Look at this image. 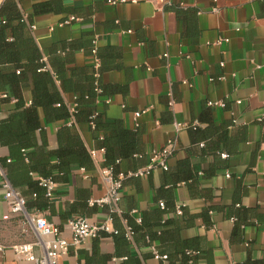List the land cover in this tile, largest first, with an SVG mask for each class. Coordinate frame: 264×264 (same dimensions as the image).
<instances>
[{
  "label": "crops",
  "instance_id": "obj_1",
  "mask_svg": "<svg viewBox=\"0 0 264 264\" xmlns=\"http://www.w3.org/2000/svg\"><path fill=\"white\" fill-rule=\"evenodd\" d=\"M58 1L66 12L39 14L30 29L43 57L54 43L86 44L91 37L96 39L100 83L107 95L99 99V110L126 130H137L142 157L136 161L141 165L148 163L153 151H171L166 174L155 169L147 177L123 182L118 217L132 214L136 219L154 210L157 190L167 189L166 182L176 177L179 162L184 161L192 168L193 178L178 184L172 196L175 206H183L195 221L179 236L202 239L209 256L207 261L201 255L194 264L263 263L264 0H128L114 6L108 0ZM33 3L22 0L18 8L27 16ZM69 17L77 21L58 26ZM218 39L226 42L214 45ZM68 60L71 67L93 62L82 50ZM22 94L25 104H30L31 88ZM64 100L73 106V96ZM208 101L224 106L208 107ZM12 108V101L3 104L0 119ZM41 123L47 145L54 149L62 123L46 124L42 118ZM176 124L187 126L176 129ZM190 125L198 131L189 129ZM77 131L88 152L99 150L87 124L77 126ZM202 138L204 147L198 145ZM7 157V149L0 145V166ZM91 160V170L73 167L65 182L56 183L50 210L35 214L67 241L68 220L82 217L102 223L109 219L108 205H90L104 197L109 187L101 174L103 153L97 152ZM3 194L0 188V242L6 246L34 243L30 227L9 212ZM206 211L207 227L201 219ZM233 214L246 219V224L238 227L230 218ZM120 223L124 225L125 220ZM51 238L45 236L42 241ZM150 250L122 247L105 237L70 248L58 264H118L116 255H142ZM33 252L42 253L40 247ZM0 264L31 263L6 251L0 253ZM144 264L164 263L149 258Z\"/></svg>",
  "mask_w": 264,
  "mask_h": 264
},
{
  "label": "trees",
  "instance_id": "obj_2",
  "mask_svg": "<svg viewBox=\"0 0 264 264\" xmlns=\"http://www.w3.org/2000/svg\"><path fill=\"white\" fill-rule=\"evenodd\" d=\"M20 1L4 0L0 5V19L3 21L0 23V111L3 104L13 102L7 117L0 119V145L8 151L0 168L25 200L26 213L34 216L50 210L53 201L46 196L41 180L62 183L73 167L86 171L92 169L90 154L77 131L81 124L90 127L94 147L103 150L102 168H110L113 177L118 173L136 172L145 165L136 161L142 157L137 130H126L120 121L108 120L98 108L99 99L107 95L100 83L101 63L99 48L93 44L94 38L91 37L86 44L80 41L54 43L43 57L30 32L33 18L43 13L66 11L58 0H32L31 13L24 16L18 8ZM79 50L92 59V65L69 66V55ZM92 50H95L94 54ZM94 59H97V68ZM28 87L31 88V99L26 105L22 92ZM68 95L74 97L72 107H68L64 100ZM41 118L46 124L62 123L56 133L57 146L54 149L47 145ZM189 129L198 131L193 126ZM200 144L205 146V138L198 140ZM178 167L176 177L166 182L167 189L157 190L154 210L143 212L136 219L132 214L119 218L118 203L119 212L108 206L109 225L113 232H99L90 240L109 237L122 247L154 248L159 255L166 256L162 261L164 264H194L201 255H205L208 261V251L204 250L202 239L183 240L179 236L181 230L194 226L195 219L186 214L183 206L180 214L176 212L172 191L181 182L193 178V170L186 162H179ZM131 179L138 178L126 177L122 185ZM230 218L238 227L246 224V219L242 217V222L236 214ZM120 219L125 220L124 225ZM201 219L207 227L208 211L201 215ZM127 229L130 238L126 237ZM114 258L120 261L118 264H144L146 259L153 258V254L151 250L142 255L125 252Z\"/></svg>",
  "mask_w": 264,
  "mask_h": 264
},
{
  "label": "built area",
  "instance_id": "obj_3",
  "mask_svg": "<svg viewBox=\"0 0 264 264\" xmlns=\"http://www.w3.org/2000/svg\"><path fill=\"white\" fill-rule=\"evenodd\" d=\"M128 0H108L109 5H117L126 3ZM134 3L135 0H130ZM213 12L217 9L213 8ZM77 21L74 17H69L66 20L58 24L59 27L64 25H69L70 23ZM0 23L3 21L0 19ZM31 29L34 27L31 26ZM226 42V39H218L214 45H220ZM94 46L96 45V39L93 40ZM95 50H92V54ZM97 59H94V67L97 68ZM106 104L110 102L107 99ZM239 104V102H237ZM208 107H223L224 104L221 102L208 101L206 103ZM264 117V114L262 115ZM134 117H139V113H135ZM184 124H176V129H181L186 127ZM192 126V125H190ZM194 127V125H193ZM97 152H102L103 150H90L89 154L92 158H95ZM171 151L169 148H164L161 151H153L151 158L148 163L136 172H128L126 175L118 173L115 177L112 175V170L110 168H102V176L109 182V187L107 193L101 199L91 201L90 205L103 206L108 205L112 207L113 211L119 212L117 209V203L119 202V192L122 188V180L126 177L134 178H144L151 174L155 169H161L162 171H167V157L170 155ZM118 163V161H116ZM41 184L46 188V196L50 199L54 198V188L55 184L50 180H41ZM0 188L4 191L3 198L9 209V212L13 215H19L23 218V223L28 225L33 232L36 240L34 243H19L12 244L9 246L3 245L0 242V253H5L6 251L11 252L16 258L22 259L31 264H58V259L65 256L68 253L70 247L77 248L84 244L87 240L97 237L99 232L112 233L109 222L110 218L106 222L94 223L89 221L87 218H74L67 222V228L70 233V241L63 238L58 231V229L52 225L46 223V221L37 216H30L25 210V200L20 196L17 190H15L9 181L6 179L4 172L0 168ZM162 207V203H159ZM180 207L177 206L176 212L180 214ZM139 222V220H137ZM51 236V240L47 242L42 241V237ZM127 238H130V232L127 229ZM34 247H40L42 253L37 256L33 252ZM153 258L157 260L164 261L166 259L165 255H159L154 248H151Z\"/></svg>",
  "mask_w": 264,
  "mask_h": 264
}]
</instances>
